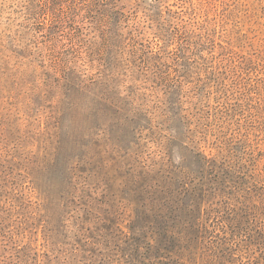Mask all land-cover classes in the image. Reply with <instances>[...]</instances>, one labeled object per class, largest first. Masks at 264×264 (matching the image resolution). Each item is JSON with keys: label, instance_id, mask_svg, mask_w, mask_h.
I'll use <instances>...</instances> for the list:
<instances>
[{"label": "rangeland", "instance_id": "rangeland-1", "mask_svg": "<svg viewBox=\"0 0 264 264\" xmlns=\"http://www.w3.org/2000/svg\"><path fill=\"white\" fill-rule=\"evenodd\" d=\"M0 264H264V0H0Z\"/></svg>", "mask_w": 264, "mask_h": 264}]
</instances>
